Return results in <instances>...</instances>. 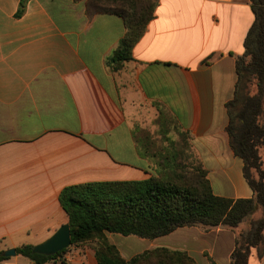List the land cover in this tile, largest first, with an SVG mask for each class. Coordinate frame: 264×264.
I'll use <instances>...</instances> for the list:
<instances>
[{
  "label": "crops",
  "instance_id": "1",
  "mask_svg": "<svg viewBox=\"0 0 264 264\" xmlns=\"http://www.w3.org/2000/svg\"><path fill=\"white\" fill-rule=\"evenodd\" d=\"M155 1L132 60L112 72L108 61L125 34L120 18L88 15L83 1L0 0V252L39 245L68 224L58 199L65 187L156 177L157 160L140 148L142 127L152 134L144 145L158 143L155 103L189 134L214 195L252 198L225 130L250 2ZM105 236L125 260L167 247L209 264L227 240L228 264L234 247L222 228H179L152 241ZM63 259L97 264L86 246L69 247ZM2 264L34 263L16 254ZM249 264L264 258L253 253Z\"/></svg>",
  "mask_w": 264,
  "mask_h": 264
},
{
  "label": "trees",
  "instance_id": "2",
  "mask_svg": "<svg viewBox=\"0 0 264 264\" xmlns=\"http://www.w3.org/2000/svg\"><path fill=\"white\" fill-rule=\"evenodd\" d=\"M74 1H83L88 15H113L122 20L125 34L108 61L112 72H118L132 60V49L152 20L156 1ZM249 2L253 22L243 42V53L235 59L236 82L233 97L225 105V130L230 149L243 162L242 173L252 198L231 200L214 195L205 169L192 155L189 134L155 103V125L167 146H159L160 139L157 145H144L145 137L152 135L141 131L140 148L146 157L157 160V176L65 187L58 199L68 217L69 247H89L97 264H197L187 252L167 247L125 260L105 234L152 241L179 228L197 227L204 232L222 228L234 234L228 264H249L253 253L258 260L264 258V162L260 155L264 149V0ZM23 7L22 2L16 17L22 15ZM171 133L174 139L169 137ZM69 247L53 256H42L27 245L17 248L16 254L34 264H66L63 254ZM8 259L0 252V264ZM208 262L216 264L211 258Z\"/></svg>",
  "mask_w": 264,
  "mask_h": 264
},
{
  "label": "water",
  "instance_id": "3",
  "mask_svg": "<svg viewBox=\"0 0 264 264\" xmlns=\"http://www.w3.org/2000/svg\"><path fill=\"white\" fill-rule=\"evenodd\" d=\"M70 229L69 225L61 226L50 238L43 243L33 247L34 254L42 256H53L70 246ZM3 256L11 258L16 256L15 249H9L3 252Z\"/></svg>",
  "mask_w": 264,
  "mask_h": 264
},
{
  "label": "rangeland",
  "instance_id": "4",
  "mask_svg": "<svg viewBox=\"0 0 264 264\" xmlns=\"http://www.w3.org/2000/svg\"><path fill=\"white\" fill-rule=\"evenodd\" d=\"M140 129L144 132V127L140 128ZM154 129H155L154 137H157V139L162 140V142L159 143L160 144L159 146H161V145L167 146V143H165V141H163V139L159 136L158 128L155 125V123H154ZM147 132H149V131H147ZM169 137L171 139H174L175 138V135L173 133H171V134H169ZM260 155H261V157L263 159V162H264V149H261ZM242 226H243V224L240 227H242ZM230 246H231L230 242H228L227 240H224L223 243H222V251H221V254L218 255V256L216 255L212 260L214 262H216V264H226L225 263V253H226V251H228L230 249Z\"/></svg>",
  "mask_w": 264,
  "mask_h": 264
},
{
  "label": "built area",
  "instance_id": "5",
  "mask_svg": "<svg viewBox=\"0 0 264 264\" xmlns=\"http://www.w3.org/2000/svg\"><path fill=\"white\" fill-rule=\"evenodd\" d=\"M58 264H62V263H58Z\"/></svg>",
  "mask_w": 264,
  "mask_h": 264
}]
</instances>
